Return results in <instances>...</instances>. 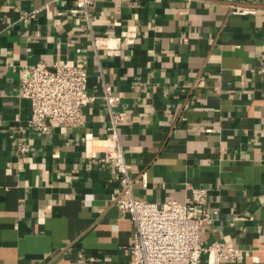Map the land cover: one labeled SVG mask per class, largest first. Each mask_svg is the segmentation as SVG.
I'll list each match as a JSON object with an SVG mask.
<instances>
[{
	"label": "crops",
	"instance_id": "obj_1",
	"mask_svg": "<svg viewBox=\"0 0 264 264\" xmlns=\"http://www.w3.org/2000/svg\"><path fill=\"white\" fill-rule=\"evenodd\" d=\"M75 1L0 0V264H130L134 226L102 161L115 141L134 198L205 190L218 218L202 245L244 255L215 264H264V0H91L92 35ZM38 63L87 71L77 126L28 127L21 76Z\"/></svg>",
	"mask_w": 264,
	"mask_h": 264
},
{
	"label": "built area",
	"instance_id": "obj_2",
	"mask_svg": "<svg viewBox=\"0 0 264 264\" xmlns=\"http://www.w3.org/2000/svg\"><path fill=\"white\" fill-rule=\"evenodd\" d=\"M75 6L83 12L86 29L92 35L91 0H76ZM250 13L252 11L246 9L232 12L234 15ZM91 39L95 49L102 48L108 55H115L113 46L100 43L94 36ZM87 79V71L83 67L68 63H55L51 67L38 63L25 69L21 76L20 95L30 104L28 127L44 134L48 132L50 124L77 126L82 108L93 101L87 93ZM103 99L113 115L112 107L119 98L111 95L109 87H104ZM115 127L116 120L112 116L109 139L113 141L116 140ZM20 151H23V147ZM102 155V161L110 162L120 176L121 187L114 197V204L121 217H127L134 226L128 248L130 264H198L203 255L212 264L222 260H243L241 250L224 243L202 245L203 228L212 225L218 218V210L207 206L205 190H193L190 198L181 203L168 201L158 204L138 200L133 196L132 180L128 176L129 165L118 142L110 145Z\"/></svg>",
	"mask_w": 264,
	"mask_h": 264
}]
</instances>
